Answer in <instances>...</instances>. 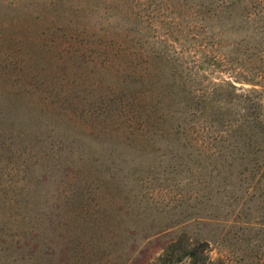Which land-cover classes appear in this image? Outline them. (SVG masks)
I'll return each mask as SVG.
<instances>
[{
  "label": "trees",
  "instance_id": "obj_1",
  "mask_svg": "<svg viewBox=\"0 0 264 264\" xmlns=\"http://www.w3.org/2000/svg\"><path fill=\"white\" fill-rule=\"evenodd\" d=\"M126 1L0 0V19L6 29L14 26L19 33L24 25L32 24L41 25L48 33L55 30L53 26L59 22H73L91 14L103 16L104 8ZM243 8L246 10L249 6ZM78 29L76 26L68 35L69 41L61 51L65 62L93 56L83 67L84 71L97 76L96 83L89 86L97 100L84 108L91 123L83 126L81 118L75 115L82 107L73 96L79 85L62 84L53 94L59 102L49 101L48 105L30 97L29 76L33 69L30 60L21 58L15 62L20 85L13 89L0 84V127L13 123L15 140L19 139L21 146L31 151L36 147L43 157L48 138L42 171L49 166L78 161L88 169L86 175L96 173L95 187L91 190L95 189V194L78 214H65L57 200L37 194L40 190L36 184H25L15 201L19 215L13 219L0 216V264H79L77 239L73 229L70 232L64 224L75 222L78 231V218L92 212L83 226L85 230H93L99 228L100 223L105 224V219L113 215L117 218L118 214L111 212L108 202L111 192L126 201L122 206L120 198V211L129 214L144 233L140 234L141 242L192 222L199 227L219 224L224 217L221 193L227 189L226 185L232 187V196L243 193L239 214L243 221L237 224H263L257 212H261L264 200V76L237 73L233 78L235 82L251 85V89L238 88L231 81L214 86L210 94L203 97H193L191 91L177 81L176 75L168 78L167 87L148 86L144 79L157 78L154 70L139 75L126 72L122 44L113 47L99 38L85 37ZM206 54L203 64L224 69L214 56L210 57L212 52ZM76 71L71 67L64 75L71 78ZM8 74L13 72L8 71ZM105 76H110L111 81L108 88L103 89ZM224 87L241 94L231 98V94L221 92ZM164 95L170 96V100L165 101ZM65 104L72 108H65ZM5 117L10 118L7 124ZM196 125L206 133L203 138L193 132ZM4 129L0 128V132ZM73 133L95 137L75 141ZM138 136L141 141L135 145L131 140ZM77 142H80L79 148L74 151L55 155L51 152L53 146ZM173 172L194 180L192 201L181 198L174 204H158L143 193L140 183L144 174L157 176ZM91 221L97 224L94 228ZM198 252L194 247L182 249L178 263L197 264Z\"/></svg>",
  "mask_w": 264,
  "mask_h": 264
},
{
  "label": "rangeland",
  "instance_id": "obj_2",
  "mask_svg": "<svg viewBox=\"0 0 264 264\" xmlns=\"http://www.w3.org/2000/svg\"><path fill=\"white\" fill-rule=\"evenodd\" d=\"M245 6L249 9L242 10ZM102 12H105L103 16L91 14L73 22H59L53 26L55 30L48 33V29L39 24L24 25L19 33L14 26L6 29L5 22L0 19V84L13 89L19 86L21 82L15 62L21 58L30 60L33 71L29 76L28 95L48 105L49 101L59 102L53 94L62 84L79 85L73 96L82 107L75 111V115L81 118L83 126L89 125L91 122L84 108L97 100L89 89L96 83L97 76L84 71L83 67L85 61L93 60V56L65 62L61 51L76 26L87 38H99L113 47L122 44L126 53L122 58L126 72L139 75L154 70L158 77H146L144 81L148 86L167 87L170 84L168 78L176 75L177 81L184 84L193 97H203L208 96L214 86L231 81L238 88L251 89V85L235 82L237 80L233 78L237 73L249 77L247 72L257 77L264 76V0H127L104 8ZM211 52L212 55H208L221 62L224 69L202 63L203 56ZM71 67L76 68L77 74L70 75V78L64 72ZM8 71L13 74H8ZM102 81L103 89L108 88L110 76H105ZM221 92L231 94V98L241 94L228 87ZM164 100L169 101L170 96L164 95ZM64 107L72 108L70 104ZM9 119L5 117V124ZM0 128H5L0 132V216L13 219L19 215L15 201L21 194L20 188L30 182L37 185V190H40L37 194L41 197L57 200L65 214H78L87 202H91L88 198L95 194V189L91 192L95 187L94 171L86 175L88 169L78 161L49 166L42 171L49 139L46 137L43 157L36 147L31 151L21 146L19 139L15 140L13 123ZM193 128L198 137L203 138L202 135L206 134L200 130V125ZM73 134L75 141L95 137L92 134ZM140 141L139 136L131 140L135 145ZM79 143L59 144L53 146L51 152L55 155L57 152L74 151L79 148ZM177 173L144 174L140 187L158 204H174L181 198L190 201L194 197V180L180 177ZM225 187L227 189L221 193L224 217L215 225L199 227L192 222L141 242L142 232L132 222V217L120 211L122 197L111 192L108 202L111 212L118 214L117 218L113 215L109 220L105 219V224L100 223L99 228L85 230L83 224L91 212L78 218V231L75 222L64 224V227L70 232L73 229L79 264H181L178 259L186 247L199 251L197 264H264V200L261 212L256 211L263 224H237L243 221L239 216L243 193L232 196V187ZM124 205L126 201L122 200ZM90 225L94 228L97 224L91 221Z\"/></svg>",
  "mask_w": 264,
  "mask_h": 264
}]
</instances>
